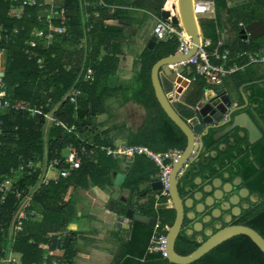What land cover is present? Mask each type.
I'll return each mask as SVG.
<instances>
[{
	"label": "trees",
	"instance_id": "trees-1",
	"mask_svg": "<svg viewBox=\"0 0 264 264\" xmlns=\"http://www.w3.org/2000/svg\"><path fill=\"white\" fill-rule=\"evenodd\" d=\"M215 5V17H202L199 19L201 32L204 38L210 39L211 45L207 47L212 51L217 41V30L228 26L235 37L233 44L226 42L231 54L236 50H254L259 46L253 39L249 43L241 42L240 28L237 23L245 24L252 20L264 22V0H213ZM163 2L155 4V14L160 13ZM64 5L69 12L70 20L67 22L65 32L56 35L55 42L47 49L36 48L44 57V67L40 69L35 60H29L24 54L25 41L31 38L36 28H45L43 20L38 18L39 9L48 7L42 0H36L33 6H23L19 18L9 15L10 0H0V25L2 27L0 49L6 51V63L3 81L7 93L13 101L41 106L47 98L58 104L55 117L68 125H75L73 131H66L60 126L48 125L42 114L31 116L23 110H3L1 119L3 122L2 141L0 147V173H7L10 167H15L21 160H27L34 156L47 154L53 158L62 154V151L70 143L76 146L84 145L82 151V164L67 178H59L46 185H41L33 195V201L27 211L34 207L40 212L41 217L35 219L27 216L23 221V229L18 232L13 243L12 250L21 253L23 264L41 263L43 251L62 249V256L71 264V243L75 232L65 229L68 221L64 195L67 189H88L97 186L101 190L110 192L113 186V174L106 172L105 182L101 181L102 167L101 157L110 159L99 149H93L89 144L111 145L117 139H124L126 143L144 145L154 151H164L170 148L183 149L186 137L180 129L166 116L155 99L150 81V69L154 62L163 56L177 51L179 40L172 36L166 40H158L152 49L146 47L129 46L128 52L133 53V68L129 82L111 88L113 91H121L129 100L141 104L145 109L144 121L135 131L122 129L121 124L106 128L100 135L95 134L88 140V126L92 123L94 114L102 113L107 108L106 96L109 94L108 80L115 75L118 65V45L123 41L122 28L118 25L105 24L104 14L107 7L98 8V16L88 18V24L93 25L88 33L87 56L82 49H77L79 38L82 36L80 11L77 0H64ZM132 5H135L132 2ZM137 7H140L138 5ZM153 10V11H154ZM115 18H123L114 11ZM127 22V21H126ZM128 23H130L128 21ZM123 27V25L121 26ZM125 36V35H124ZM148 38V35H147ZM70 44V47L68 46ZM130 53V54H131ZM90 65L93 69L91 78L86 83H81L84 95L79 99L77 110L65 98L66 93L76 84L78 70H85ZM201 91L207 87L200 77L192 82ZM199 94V95H200ZM47 126V127H45ZM115 129L114 133L110 130ZM215 143L213 134H209L205 145ZM237 140L230 144L228 150L216 157H201L200 163L212 167L214 164L230 162L231 157L242 153L244 147ZM46 146V147H45ZM247 155L239 158L233 164L230 172L242 176L245 185L253 191L264 196V139L249 147ZM246 151V150H245ZM126 163L125 178L122 187L130 189L131 194L136 195L135 212L149 217L158 218V233H166L165 225H171L175 211L166 207L167 197H156L158 190L151 189V182L155 180L157 167L144 155H136ZM214 160V162L212 161ZM127 161V162H126ZM216 166V165H215ZM109 173V174H108ZM37 173L30 177H23L19 184L36 185ZM108 179V180H107ZM107 180V181H106ZM110 181V182H109ZM109 182V184H108ZM17 198L8 193L3 199L0 194V255H3L5 247H9L8 236L10 223L15 219ZM160 203V205H158ZM32 208V209H31ZM239 223L248 225L257 230L264 237V200L255 210L245 212ZM154 227L147 223L132 221L129 237L119 239V245L111 264H175L169 262L158 252H150L148 246ZM58 232V233H57ZM55 233V234H54ZM57 233V234H56ZM60 236V238L58 237ZM199 243L185 233L179 234L175 242V251L186 255L193 251ZM189 264H264V254L245 235H235L218 244L199 259Z\"/></svg>",
	"mask_w": 264,
	"mask_h": 264
},
{
	"label": "built area",
	"instance_id": "built-area-1",
	"mask_svg": "<svg viewBox=\"0 0 264 264\" xmlns=\"http://www.w3.org/2000/svg\"><path fill=\"white\" fill-rule=\"evenodd\" d=\"M11 6L9 15L19 18L22 13V7L33 6L36 0H10ZM42 3L47 4L48 7L44 10L39 9L38 17L43 20L45 28H36L32 32L31 38L25 41L23 49L24 54L29 60L34 59L37 66L42 69L44 67V57L41 53L36 51V48L47 50L56 39L57 34L66 31L70 20L69 12L65 8L64 0H42ZM107 6L102 0H78V10L82 20V36L79 38L77 49L84 50V56L89 52L88 48V33L92 30L93 25L86 23L91 13L88 8H91L93 16H98V8ZM162 9V8H161ZM193 12L196 18L202 17L214 18L215 5L213 0H193ZM172 14V13H171ZM179 17L178 13L173 14ZM154 19V26L151 34L158 40H166L172 36H176L179 40V46L175 53H186L191 48V37L188 35L179 19L178 23H173L171 17L162 18L160 13L152 15ZM200 25V24H199ZM246 24L243 21L237 23L238 28L243 29ZM2 27L0 25V38ZM187 34L188 38L184 35ZM228 32L227 28L217 30V41L212 51H208L207 47L211 45L210 39L204 38L201 32V39L197 45V50L193 55L185 60L175 63L167 64V68L171 72H175L174 79H170L164 72L160 73L167 82L171 83L172 89L166 90L171 97L172 102H177L182 90H185L192 82L196 81L198 77L202 78L208 88H222L224 85V78L244 70L249 64H260L264 62V46H258L254 50H236L233 55L230 48L225 46V34ZM249 37H241V42L249 43ZM93 69L87 65L82 72V68L78 70L76 81L71 89L66 93L65 98L69 103L77 108L78 99L84 95L81 83H86L91 78ZM4 74L0 75V147L5 143L2 141L3 136V122L1 114L3 110H23L27 111L31 116L42 114L47 123L60 126L64 130L70 132L75 129V125H68L65 122L57 119L53 112L52 100L48 98L45 102V108H50L48 112L44 111L43 105L36 106L28 103L13 101L10 94L7 93L6 85L3 81ZM180 78L181 83L178 82ZM199 133L195 134L194 145L198 146ZM93 149H99L105 153L106 156L113 158H123L126 160L133 159L136 155H144L149 158L157 167L155 180L161 182L162 187L158 190L156 197H167L166 205L170 203L169 198V175L173 162H175L181 155L182 149L170 148L164 151H154L144 145H133L126 142H117L111 145H98L89 142ZM84 145L69 144L62 151V154L53 158H48L47 154L42 156H34L27 160H21L15 167H10L5 174L0 173V194L1 199L6 194L11 193L17 198V207L15 210L16 217L10 223L8 243L12 245L16 235L23 229L22 221L29 215L31 211H27L29 202L33 193L38 190L41 185H46L51 181L59 178H67L70 174L78 169L82 163V151ZM185 166V162L183 164ZM182 166V167H183ZM37 173L36 185L20 186L19 181L23 177ZM159 220L154 224V231L150 238L148 250L150 252H158L163 257L166 256V233H158ZM167 231L168 225L164 226ZM4 253L0 255V264H23L21 256L11 249V247L3 248ZM32 264H70V262L55 253V250H47L41 258V263L33 262Z\"/></svg>",
	"mask_w": 264,
	"mask_h": 264
},
{
	"label": "water",
	"instance_id": "water-1",
	"mask_svg": "<svg viewBox=\"0 0 264 264\" xmlns=\"http://www.w3.org/2000/svg\"><path fill=\"white\" fill-rule=\"evenodd\" d=\"M179 17L171 14V12L165 7L160 10V16L162 18L171 17L173 23H178L179 19L188 35L191 37V48L186 53H173L167 56H163L156 60L150 69V81L154 92L156 101L166 116L180 129V131L186 137V144L182 150L180 157L173 162L170 175H169V198L172 203V208L175 211L174 220L171 225L168 226L166 231V245L165 258L175 264H189L209 250L229 239L235 235H245L249 237L254 244L264 254V237L254 228L244 224L230 223L231 217L238 215V208L234 209L236 202H238L239 196L242 195L243 190H235L233 186H237L235 183L228 184V187L224 186L222 190H217L213 194V198L216 200V204L213 198L202 199L203 192H198L201 197L195 195L193 198L183 199L179 191V183L185 168H182L183 163L194 151L193 157L189 162L197 159L201 154L204 147L203 137L208 134L212 129L216 131L213 133L215 141L219 140L222 136L234 132V130H240L242 134L248 135V141L254 143L264 135V130L258 126L245 111L247 106L246 98L242 93L244 103L238 104L233 101L231 95L225 90L216 91L214 88H205L204 96L195 103V106H190V110L187 115H182L174 106L171 97L165 91L160 73L165 72L170 79H174L175 72H171L167 68V64L175 63L181 60H185L195 53L197 45L201 39V28L199 21L193 12V0H178V7L175 8ZM104 18L114 19V13H105ZM121 22V21H120ZM240 34L243 38L249 37L250 39H256L264 35V22L262 20H252L248 22L243 29L240 30ZM157 39L154 35H151L147 41L146 47L152 49L156 44ZM3 73L0 72V75ZM225 121H222L224 120ZM219 121H222L219 123ZM215 123H219L214 125ZM204 129L203 133L198 136L199 145H194L195 134ZM237 134L243 136L241 134ZM233 137L229 139V143L232 144ZM181 169V170H180ZM181 171V172H180ZM180 172V173H179ZM117 179L112 186L107 202V208L114 210L116 215L115 224L117 227H131V221H139L147 223L153 227L156 218L149 217L136 213L133 204L134 201L130 200V189L122 187L124 176L122 173H117ZM220 179L212 181V186L219 188ZM162 187L161 182L154 180L151 182V189L156 191ZM245 189V188H244ZM247 191V189H245ZM211 189L209 187V191ZM193 200L198 201L197 204H193ZM130 205V207H128ZM185 208H193L191 212L185 213ZM205 209V213L203 212ZM204 213V214H203ZM197 215V219L193 222ZM187 218L189 222L184 223V218ZM221 219L227 225L221 224L216 227V231L212 230L203 231L202 225L207 224L209 221ZM184 230L185 234L192 235L193 232H202L205 235V239L200 235L197 239L199 245L190 253L186 255L178 254L175 251V242L181 231Z\"/></svg>",
	"mask_w": 264,
	"mask_h": 264
},
{
	"label": "crops",
	"instance_id": "crops-1",
	"mask_svg": "<svg viewBox=\"0 0 264 264\" xmlns=\"http://www.w3.org/2000/svg\"><path fill=\"white\" fill-rule=\"evenodd\" d=\"M102 1L107 5L105 7H107L109 13H114V11H116L119 8H124V9L126 8L128 10L131 9L132 11L141 10L140 9L141 7L132 5L133 0H129V2L126 4L117 3L116 0H102ZM147 1L151 2L152 6H155V4L159 5L161 2H163L161 8L165 7L166 9H170L169 8L170 0H147ZM173 5H178V2L171 3L170 5L171 9ZM45 8L41 10H44ZM88 11L89 13L92 14L91 8H88ZM146 12H145L146 14H151V16L156 15L153 10L146 11ZM142 17L139 19H142ZM105 20L107 19L105 18ZM108 20H107L108 22L105 21L106 25H111V26L118 25L119 28H122V29L130 28V23H128V20H126L125 18H123L122 20H118L116 18L108 19ZM87 22L88 20L86 21V23ZM122 25L123 27H121ZM227 33L225 34V43L229 42L233 44L234 39L230 38L229 37L230 35H227ZM151 35L152 34L149 33L148 39L150 38ZM148 39L145 40L146 44H147ZM259 46H264V44L259 45ZM238 50H241V49H238ZM138 51H140L139 47L138 49L134 48L132 52L137 53ZM6 56H7L6 51L4 49H0V57H1L0 72H2L3 74H4L5 63H6ZM2 57H4V59H2ZM250 67H254V68L249 69ZM241 71L243 73H241V75H238V73H240ZM241 71H238L236 73H233L225 77L223 80L224 82L223 87L221 89L216 88V91H219L222 89L225 90L231 95L232 100L238 103H240V101L242 100V93L244 94V97L248 99L249 103L254 102V101L256 102L259 101L260 103H263L264 101V88H263L264 62L260 64H249L247 65V67L244 68V70H241ZM160 78H161L162 85L165 89L164 82L165 81L167 82L168 80H166L163 76H160ZM178 82L182 84L180 78L178 79ZM200 93L201 91L199 90V88H197V86H194V84H190L188 87L185 88V90L181 91L179 100L177 102H174V106L177 108L179 112L182 113V115L186 116L189 110L191 109L190 106H195V103L198 102L202 96H204L205 89L202 92L203 93L202 95ZM79 99H78V103H79ZM44 106H45V103L43 104V108L45 112H48L50 108H45ZM53 107L55 108L53 112V115L55 116V112L58 108V104L52 101V108ZM77 107H78V104H77ZM74 110H77V108ZM118 111H122V109L115 110V112H118ZM121 121H124V119L121 118ZM143 121H144V116H143V120L140 121V123L136 125V128L142 125ZM112 123L113 122H111V125H113ZM48 125L50 126L51 124L47 123V126ZM135 130L136 129H134L133 131ZM120 141L126 142L122 138V139H117L116 143ZM225 144H226L225 141L221 142L219 146L217 147V143H216L214 147H212L213 154H216L222 147L224 146L226 147ZM117 173L119 174L122 173L125 178L124 171H116L114 178H113V184L115 183L118 177ZM31 175H29V177ZM204 183L205 181L202 184ZM37 191L38 190H36L33 193V195L37 193ZM199 191H202V189H200ZM207 191H209V186L204 187L203 195H206ZM109 193L110 192L99 189L97 186H90L88 189H83L80 187L73 188L72 186H70L67 189L64 195V201L66 203L65 210L68 216V221L66 223L65 229L68 231L75 232V234L73 235L72 243H71L72 251H71L70 256H73L72 257L73 261L71 264H111L113 256H115V253L119 245V239L120 238L126 239L129 237L131 227L128 229L122 226L117 227L115 224V218L117 214L115 213L114 210H111L107 208L106 206L107 205L106 200L108 198ZM33 195L29 202L28 207H30V205L32 204V201L34 200ZM197 197L199 198L201 196L198 194ZM16 203L15 205H17ZM158 205H160V203ZM165 206L170 207L169 204ZM31 214H32L31 217L35 219H39L41 217L40 212L37 210V207H34L32 209ZM76 216H79L80 219H78ZM131 225H132V222H131ZM58 237L60 238V236ZM11 246L12 245L9 244V247ZM47 250L48 249H45L43 253H45ZM63 252L64 251L60 248H58V250L55 251V253L58 255H62ZM15 253L21 256L20 252H15Z\"/></svg>",
	"mask_w": 264,
	"mask_h": 264
},
{
	"label": "rangeland",
	"instance_id": "rangeland-1",
	"mask_svg": "<svg viewBox=\"0 0 264 264\" xmlns=\"http://www.w3.org/2000/svg\"><path fill=\"white\" fill-rule=\"evenodd\" d=\"M116 2L121 4L122 3L126 4L129 2V0H116ZM133 2L135 4L134 6L140 5L141 10L132 11L131 9L128 10L126 8L125 9L119 8L116 10L119 16L125 18L130 22V28L122 29L123 41L120 42L118 45L117 70L115 75L114 76L112 75L108 80V86L110 88L109 94L106 95L108 96V98H106V102L108 103V106L104 110V112L93 115L92 123L87 128L88 140H90L92 136L95 134L100 135L104 130H106V128H108L109 130L112 126H116L119 124H121L123 130L133 131L134 129H136V125L143 120V116L145 115L146 112L141 104L133 100H129L127 97L125 100L124 99L125 96L123 93H121V91L119 92V91L111 90V88L113 87L123 85L130 81L134 56L128 52L129 46L132 45L131 43H133L134 46L135 45L138 46L139 48L143 46L145 40L148 39L147 35L151 33L154 26V19L152 18L151 14H146L147 13L146 11L154 10V6L151 5V2H148L147 0H133ZM141 17L142 19H139ZM226 28L228 30L227 35H230L229 36L230 38H234L235 37L234 32H232L228 26H226ZM253 40L256 44L263 45L264 35ZM68 46L70 47V44H68ZM2 59H4V57H2ZM253 68L254 67H250L249 69H253ZM241 73L243 72L241 71L240 73H238V75H241ZM164 83L166 90L172 89V85L170 82L168 83L165 81ZM117 109H122V111L115 112V110ZM121 118L124 119V121H121ZM111 122H113L112 123L113 125H111ZM109 132L114 133L115 129L110 130ZM100 165L103 169L102 176L100 178L102 182L103 181L105 182L107 175L106 172L113 174L114 171H125L126 168V163L124 162V160L117 158L106 159L105 157H101ZM76 217L80 219L79 216Z\"/></svg>",
	"mask_w": 264,
	"mask_h": 264
},
{
	"label": "flooded vegetation",
	"instance_id": "flooded-vegetation-1",
	"mask_svg": "<svg viewBox=\"0 0 264 264\" xmlns=\"http://www.w3.org/2000/svg\"><path fill=\"white\" fill-rule=\"evenodd\" d=\"M263 88H264V85H263ZM246 101H247V106L245 108V111L250 115L252 120L264 130V101H263V103H260L259 101L258 102L254 101V102L249 103L248 99H246ZM243 103H244V101L242 98V100L238 104L240 105ZM222 121H225V119ZM222 121H219V123ZM219 123H215L214 125L219 124ZM203 131H204V129H202L199 132V135L201 133H203ZM215 131H216L215 129H212L208 132L207 135H205L203 137L204 147L201 151V154L199 155V157L197 159L189 162V160L193 157V155L195 153L194 151H192V153L189 155V157L185 160V166L182 165L183 167H181V169L185 168V171L183 172L182 177L180 179L179 191H180V194H181L183 199H188V198L191 199L196 194L198 195V192H200V193L203 192L205 186H209L211 189V192H208L206 195H203L201 201L202 200L204 201V199H206V198H213L214 197L213 194L216 193L217 190H222V188L225 185H226V187H228V184L232 185V183H235L237 186H233V188H235V190H237V192L239 190H243V191H242V195L239 196L238 202H236V205L234 206V209H236V208L239 209L238 215L231 217L230 223L242 224V223L238 222L240 220L241 216H243V214L245 212L257 209V207L259 205H261V203L263 202L264 196H261L257 191L250 190L245 185L242 176L238 173L230 172V169H231L233 164H236V162L239 160V158L241 156L247 155L246 153L249 152L250 146H252L253 144L264 139V135L259 140L255 141L254 143H250L248 141V135L246 133L242 134V133H240L241 132L240 130H236V131L234 130V132H231V133L226 134V135L222 136L221 138H219V140L215 141V143L213 145H211L209 147L206 146L205 142H206L209 134H211V133L213 134ZM239 133L243 136H240V135L237 136V134H239ZM231 135L233 137L232 143L236 142L237 140H240L242 142L241 146L244 147L242 153L239 152V153H237V155L235 157H231L232 160L229 163L223 162L220 165L214 164V166H212V167H207V164L200 163L201 157H206V158L209 157L208 162H211L210 156L216 157L217 155L221 154L222 152L228 150V148L231 146L229 143V139L231 138ZM224 141L226 142V144H225L226 147L225 146L222 147L216 154H213L212 147H214V145L216 143H217V147H218L219 144L221 142H224ZM212 161L214 162V160H212ZM215 179H220L219 188L213 187L211 185L212 181ZM197 180H199V181H197ZM204 181H205V183L202 184ZM244 188L247 189V191H245ZM200 189H202V191H199ZM200 196H201V194H200ZM130 198H131L130 199L131 201L132 200L134 201V204H133V207H134L136 205V203H135L136 202V195L131 194ZM214 202L216 204L215 199H214ZM197 203H198V201L193 200L194 205ZM168 204L172 208V203L170 202ZM128 207H130V205H128ZM192 209L193 208H185V213L187 214V213L191 212ZM203 212L205 213V209ZM196 219H197V215L195 216V219L192 221L194 222ZM188 222H189V220L185 217L184 223L187 224ZM220 224H221V227L227 225V223H225L221 219H216V220L209 221L207 224H203L202 230L208 231L210 229V230H212V232H215L216 227ZM181 233H185L184 230H182ZM200 235H202L203 239L206 238L205 235L202 234V232H193L192 235H190V236H192L199 243L197 238Z\"/></svg>",
	"mask_w": 264,
	"mask_h": 264
},
{
	"label": "bare ground",
	"instance_id": "bare-ground-1",
	"mask_svg": "<svg viewBox=\"0 0 264 264\" xmlns=\"http://www.w3.org/2000/svg\"><path fill=\"white\" fill-rule=\"evenodd\" d=\"M173 2H178L177 0H175V1H173V0H170V2H169V8L170 9H168L172 14H175V8H177L178 7V5H173L172 6V9H171V3H173ZM184 35L186 36V38H188V36H187V34L184 32Z\"/></svg>",
	"mask_w": 264,
	"mask_h": 264
}]
</instances>
